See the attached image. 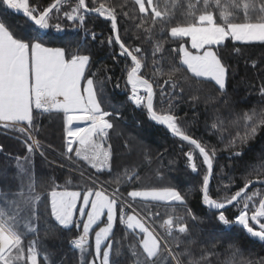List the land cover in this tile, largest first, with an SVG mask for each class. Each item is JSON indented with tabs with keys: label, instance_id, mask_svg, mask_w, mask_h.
I'll return each mask as SVG.
<instances>
[{
	"label": "snow or ice",
	"instance_id": "obj_1",
	"mask_svg": "<svg viewBox=\"0 0 264 264\" xmlns=\"http://www.w3.org/2000/svg\"><path fill=\"white\" fill-rule=\"evenodd\" d=\"M67 2L54 0L41 9L38 5L32 6L30 0H0L3 6L0 7V128L16 133V139L26 149V155L13 158L19 170L15 177L19 181L18 188L8 192L0 190V264H39L37 249L42 226L73 233L75 238H70L69 243L78 251L80 264H97V261L99 264H184L181 257H187V264H202L207 260L208 254L205 253H201L200 259L194 257L190 246L196 244L195 239H183L191 234L185 217H190L193 222H203L188 208L186 194L172 186L131 191L120 187L110 191L105 187L113 182L118 172L110 144V130L116 129L115 120L119 119V113L102 107L104 89L91 70L90 55L69 51L63 46H50L54 38L76 39L81 28L85 36L97 39L94 32H88L85 21L98 17L110 24L112 35L107 39V45L114 51L118 46L117 55L124 57L125 61L130 59V65H125L126 84L130 86L128 100L136 108L146 111L150 121L166 127L182 142L181 147L184 143L191 146L184 155L187 167L193 173L202 174L203 206L224 231L240 226L250 239L264 244V197L257 202L260 193H249L247 189L253 181L247 180L233 194L212 198L209 184L214 178L217 150L184 130L179 123L180 117L173 110L176 105L171 103L184 98L185 85L189 89L196 88L197 92L200 90L197 86L208 85L216 88L219 95H227L230 67L222 51L227 47L226 42L233 44L236 53L242 51L239 44L264 45V0H187L186 6L183 0H171V3L164 0L163 6L161 0H132L133 7L122 3L119 12L116 6L105 2L76 0L70 10L62 12V6ZM135 6L142 16L137 15ZM174 9H178L183 19H176ZM8 10L21 14L30 22L25 34L18 35L13 30L7 19ZM118 16L138 21L136 28L143 29L150 43L156 39L151 51L154 73L163 72L162 67L156 66L168 59L164 37L170 36L177 41V48L167 50L178 52L177 56L170 58L172 62L167 68L169 79L164 84L168 87L156 85L160 102H168L167 112H159L154 107V81L150 82L146 73H142V68L148 67L146 50L132 47L122 38ZM61 18L70 22L71 31L60 23ZM149 24L151 26H147ZM50 30H54L55 36ZM127 31L125 28L124 32ZM189 41L190 49L184 46ZM117 55L112 58L115 60ZM177 72L191 75H184L183 83H179L171 79ZM259 95L264 100V85L260 87ZM192 100H198V96L194 94ZM61 113L66 149L61 155L74 153L95 173L78 166L75 171L79 175L69 173L63 187L54 183L49 192L41 193L33 170L21 161L31 164L36 153L47 159L46 147L51 145L45 146L37 139V134L43 130L38 120L45 114ZM245 120L248 121L245 131L233 137L229 147L243 146L264 130V111L255 120L245 114ZM222 123V118L217 116L211 127L217 129ZM138 124L142 125V122L138 121ZM126 147L131 151L136 146L126 144ZM232 155L239 157L243 153L236 151ZM124 176L132 183L140 179L135 171L131 174L125 171ZM75 181H83L84 187L69 190V186H79ZM259 183L264 185V179ZM141 202L144 203L141 205ZM162 205L173 210L176 205L185 209L184 216L175 218L183 222L174 224L171 215L163 221V234L149 222L150 218L159 216L158 209ZM229 206L238 210L235 217L226 215ZM250 221L258 230L250 226ZM94 226L98 230L94 231ZM121 229L132 233L133 239L126 246L115 240L116 231ZM93 234L94 245L90 243ZM127 237L128 231H122V239ZM185 244L189 246L181 249ZM229 248L234 257L232 264H238L235 257L241 250L233 244H229ZM51 264L57 262L52 260Z\"/></svg>",
	"mask_w": 264,
	"mask_h": 264
},
{
	"label": "trees",
	"instance_id": "obj_2",
	"mask_svg": "<svg viewBox=\"0 0 264 264\" xmlns=\"http://www.w3.org/2000/svg\"><path fill=\"white\" fill-rule=\"evenodd\" d=\"M53 2L54 0H30L32 6L38 5L41 9L48 7ZM75 2L76 0H68L63 4L62 12L70 10ZM87 2L91 3L92 0H87ZM99 2L116 6L118 12L122 3H126L129 8L134 6L132 0H97V4ZM163 2L164 0H161L162 6ZM168 2L171 3V0ZM183 3L186 6L187 0H183ZM0 7L3 6L0 5ZM135 7L137 15L142 16L143 14L138 12V6ZM174 11H177V20L183 19L178 9H174ZM8 13L10 15L7 16V19L13 30L18 35L25 34L30 22L11 10H8ZM118 21L122 38L132 47L139 46L146 50L148 67L147 69L142 68V73H146V78H149L150 82L154 81L156 92L154 107L159 112H167L168 102H160L159 88L156 85L168 87L164 84V81L169 79L167 68L172 62L170 58L177 56L178 52L173 53L167 50L177 48V41H173L170 36L164 37L166 41L164 48L168 59L156 66L162 67L164 71L154 73L151 51L156 39L154 38L150 43L143 29L136 28L135 25L138 21H128L123 16H118ZM60 23L69 31L72 30L70 22L61 18ZM85 23L88 32H94L97 39L93 40L91 35L85 36L84 29L81 28L76 34V39L54 38L50 41V46H63L69 51H79L81 54L90 55L91 70L96 74V80L102 84L104 89L102 107L113 113H119V119L115 120L116 129L110 130V144L114 150V162L118 172L113 178V182L105 187H108L109 190L117 187L127 188L128 191L143 190L153 186L175 187L186 194L188 208L203 220V222H193L190 217H185L191 234L190 237L183 239L196 240V244L190 246L196 259H200L201 253H205L208 254L207 260L202 261V264H208L209 261L211 264H232L234 257L229 244H233L241 250L235 257L238 264L247 261H251L252 264H264V244L250 239L240 226H235L230 231H224L223 226L203 206L200 192L202 174L193 173L187 167L184 155V152L188 151L191 146L184 143L181 147L182 142L173 137L166 127L150 121L146 111L136 108L128 100L130 86L126 84L125 65L126 63L130 65L131 62L130 59L125 61L124 57L117 55L118 46L114 51L107 45L106 41L112 35L110 24L99 17L96 19L86 18ZM125 28L128 29L127 33L124 32ZM50 31L55 36L54 30ZM184 39L186 40V38ZM101 41H105V43H101ZM226 43L227 47L223 49L222 55L230 67L226 83L227 95H219L216 88L208 85L197 86L200 89L198 92L196 88L189 89L185 85V91L182 94L184 98L171 101L176 105L173 110L180 117L179 123L184 130L194 138L207 142L209 147L215 146L217 150L214 178L210 180L209 184L212 198H223L225 194H233L242 188L247 180L256 182L264 179V130H261L254 139L249 140L243 146L229 147V141L238 133L243 134L245 131L246 123H248L245 120V114L253 116V120H255L264 111V100L259 95V89L264 85V45L239 44L242 51L236 53L233 51V44ZM113 55H117L115 60L112 58ZM253 62H255V67H253ZM175 63L178 64L179 61L176 60ZM184 75L190 76L191 74L177 72L172 75L171 79L183 83ZM106 76L111 79H106ZM117 84L119 87H116ZM99 86L98 84L97 87ZM194 94L198 96L196 101L192 100ZM217 116L222 118L223 123L219 128L213 129L211 125ZM138 121L142 122V125L138 124ZM38 123L43 130L37 134V139L45 146L51 145V147H46L47 159L45 160L39 153H36L31 164L24 161L21 163L33 170L34 180L39 185L38 190L41 193L49 192L54 183L63 187L64 181L69 179V173L79 175L75 171L78 166H83L86 170L95 173L84 163L80 164L74 153L68 154V156L61 155L62 152H66L62 113L51 116L45 114L39 118ZM16 136V133L6 132L0 128V148H2L0 151V190L4 192L18 188L19 181L15 177L19 170L16 160L13 158L26 155L24 145L16 139ZM126 144L136 147L129 151ZM236 151H241L243 155L233 156L232 153ZM196 154L198 155V153ZM69 156L71 159L68 158ZM230 156L231 159H229ZM125 171H128L129 174L133 171L137 172L140 179L134 183L129 182L124 176ZM74 183L79 186H69V190H81L84 187L83 181ZM225 184H228L227 188H225ZM252 184L247 191L249 193L259 191L260 195L256 197L258 202L261 197H264V185ZM125 195L127 194L125 193ZM158 211L159 216L156 218L159 225L170 215L174 218V224L183 222L175 219L185 215V209L179 205L175 206V210L162 205ZM237 214L238 210L229 206L226 215L235 217ZM122 231H128L127 239H122ZM174 235L179 234L174 232ZM70 238H75L73 233L58 232L47 226H42L37 249L39 264H51L52 260H55L57 264H80L78 251L70 247ZM132 239L130 230L116 231L115 240L117 242L126 246ZM90 243L93 244L92 241ZM186 246L189 245H181V249ZM46 256L48 259H45ZM181 259L184 264H187V257H181Z\"/></svg>",
	"mask_w": 264,
	"mask_h": 264
},
{
	"label": "rangeland",
	"instance_id": "obj_3",
	"mask_svg": "<svg viewBox=\"0 0 264 264\" xmlns=\"http://www.w3.org/2000/svg\"><path fill=\"white\" fill-rule=\"evenodd\" d=\"M69 158V157H68ZM82 163H84V162H82ZM86 165V164H85ZM89 167V166H88ZM94 170V169H93ZM95 171V170H94ZM111 191V190H110ZM143 203H141V205H142ZM149 222L152 224V226L156 229V230H158L160 233H164V229L161 227V225H159V223H158V221H157V218H156V216L155 217H152V218H150V220H149ZM160 222V221H159ZM163 222H160V224H162ZM100 226H103V224H101ZM250 226H252L254 229H258V227H257V225H255V224H253L251 221H250ZM96 230H98V227H95L94 226V231H96ZM114 230H115V228H114ZM157 231V232H158ZM90 241H92L93 242V245H94V234H93V236L92 237H90ZM97 263L99 264V261H97Z\"/></svg>",
	"mask_w": 264,
	"mask_h": 264
},
{
	"label": "crops",
	"instance_id": "obj_4",
	"mask_svg": "<svg viewBox=\"0 0 264 264\" xmlns=\"http://www.w3.org/2000/svg\"><path fill=\"white\" fill-rule=\"evenodd\" d=\"M187 39V38H186ZM185 47L190 49V41L187 43V45H184ZM191 51L195 52L194 49H191ZM75 127V126H74ZM79 161V160H78ZM83 161H79V163L81 164Z\"/></svg>",
	"mask_w": 264,
	"mask_h": 264
},
{
	"label": "water",
	"instance_id": "obj_5",
	"mask_svg": "<svg viewBox=\"0 0 264 264\" xmlns=\"http://www.w3.org/2000/svg\"><path fill=\"white\" fill-rule=\"evenodd\" d=\"M21 15V14H20ZM75 126V125H74ZM254 183V185H256V184H258L259 183V180L258 181H256V182H253ZM251 185H253V184H251ZM251 185H250V187H251Z\"/></svg>",
	"mask_w": 264,
	"mask_h": 264
}]
</instances>
